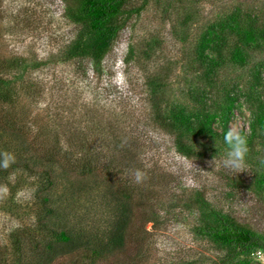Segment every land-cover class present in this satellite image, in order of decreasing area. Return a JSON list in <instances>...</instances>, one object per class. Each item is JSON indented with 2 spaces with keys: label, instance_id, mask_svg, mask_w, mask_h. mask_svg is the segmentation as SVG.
<instances>
[{
  "label": "rangeland",
  "instance_id": "rangeland-1",
  "mask_svg": "<svg viewBox=\"0 0 264 264\" xmlns=\"http://www.w3.org/2000/svg\"><path fill=\"white\" fill-rule=\"evenodd\" d=\"M69 7L0 0V66L10 65L0 77L14 119L57 164L79 169L89 159L98 178L92 196L74 197L69 223L91 232L114 225L117 195L101 196L105 183L132 194L123 242L107 264H264L263 250L241 252L195 232L216 210L264 235V41L241 38L264 29V0H129L126 8L142 10L99 64L75 48L82 26ZM171 116L188 124L179 137L158 124ZM229 131L246 139L239 172L224 163ZM28 182L12 179V193L0 194L4 264L14 261L15 233L27 254L50 264H88L69 245L48 254Z\"/></svg>",
  "mask_w": 264,
  "mask_h": 264
},
{
  "label": "trees",
  "instance_id": "trees-1",
  "mask_svg": "<svg viewBox=\"0 0 264 264\" xmlns=\"http://www.w3.org/2000/svg\"><path fill=\"white\" fill-rule=\"evenodd\" d=\"M69 1V15L75 23L82 26L75 48H79L80 45L84 46L85 50L90 52L95 64H99L108 53L127 20L133 15H138L142 10V7L126 8L129 0ZM241 38L246 44L264 41V29L242 30ZM7 66L10 65L6 63L0 66V71L7 69ZM4 82L0 77V150L14 153L16 163L7 170L0 169V184H7L11 194L10 180L15 179L16 182L29 180L32 198L39 210L43 211L35 220L36 226L38 231L49 233L51 237L49 242H44V247L49 251V255L60 252L58 245L63 247L69 245L74 253L87 259L88 264L107 261L113 249L123 242L132 194L128 189H124L125 191L118 189L116 192V190L113 191L111 185L102 184L101 196L117 195L115 212L111 211V217L115 214L116 218L114 225L109 222V226L106 225L99 232H91L85 225L79 227L71 225L69 220L72 211L76 210L71 208L74 197L83 192L92 196L94 178H97L96 173L90 168L89 159L81 161V168L69 169L57 164L53 155H47L45 147L39 148L34 140L28 139L29 133L18 124L11 113L13 94L4 87ZM179 119L178 116L175 119L171 116L168 119L159 120L158 124L165 131L176 133L178 131L176 136L179 137L182 128L187 130L188 126L186 121ZM257 122L259 127L264 129V114L257 117ZM224 131L227 133L226 125ZM115 142L117 145L120 144V141ZM86 199H90V197L86 196ZM110 208L112 209L111 206ZM211 216V221L195 228L198 235L208 237L220 246L237 248L241 252L264 251L263 234L239 224L219 211L211 210ZM11 239L15 256L12 264H39L41 263L40 259L44 264L51 263L50 257L46 255L41 254L39 257H35L34 254H27L19 244L20 238L16 233L12 234ZM36 247L37 245L34 246V249ZM6 259L5 253L0 251V264H4Z\"/></svg>",
  "mask_w": 264,
  "mask_h": 264
},
{
  "label": "clouds",
  "instance_id": "clouds-1",
  "mask_svg": "<svg viewBox=\"0 0 264 264\" xmlns=\"http://www.w3.org/2000/svg\"><path fill=\"white\" fill-rule=\"evenodd\" d=\"M226 141L229 144V149L226 153V157L224 160L225 166L230 167L233 170L239 172L243 169L244 160L247 154V145L246 139L243 136L237 135L232 131H229L226 136ZM193 159L189 163V167H193ZM16 163V156L14 153L9 152L7 150H0V169L7 170L13 164ZM11 175V174H10ZM146 176V173L136 169L134 171V178L136 182H142ZM9 192V188L7 185L0 184V193L7 194Z\"/></svg>",
  "mask_w": 264,
  "mask_h": 264
}]
</instances>
